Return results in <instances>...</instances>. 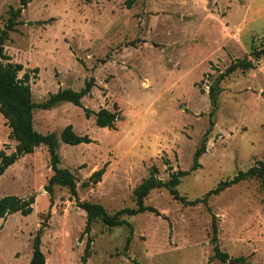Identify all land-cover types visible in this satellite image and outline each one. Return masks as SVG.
<instances>
[{"label": "rangeland", "instance_id": "1", "mask_svg": "<svg viewBox=\"0 0 264 264\" xmlns=\"http://www.w3.org/2000/svg\"><path fill=\"white\" fill-rule=\"evenodd\" d=\"M10 6L19 0H0V28ZM16 21L4 49L22 65L18 76L28 74L35 104L94 79L81 107L61 102L33 112L34 128L55 134L58 166L75 176L80 201L100 203L109 214L135 208L133 189L151 168L163 181L189 170L210 126L199 167L180 178L179 195L201 198L264 162V55L251 53L264 47V0H30ZM244 58L254 67L226 73ZM84 108L119 115L113 128L98 127ZM68 124L92 142H62ZM9 133L0 114V150L7 154L15 147ZM49 163L40 145L0 175V197L34 200L30 214L0 218V264H29L33 234L48 211L45 264H232L209 260L211 213L221 250L264 264V185L257 178L210 196L206 205L185 206L166 188L152 189L143 203L157 213L122 216L132 226L125 248V224L108 227L96 218L82 233L85 212L75 197L60 185L47 190ZM105 163L100 181L83 187Z\"/></svg>", "mask_w": 264, "mask_h": 264}, {"label": "trees", "instance_id": "2", "mask_svg": "<svg viewBox=\"0 0 264 264\" xmlns=\"http://www.w3.org/2000/svg\"><path fill=\"white\" fill-rule=\"evenodd\" d=\"M30 0H19V6L17 8L9 7L7 14L8 18L3 28H0V114L5 119L6 125L10 129L9 138L15 141L14 150L7 154L4 150H0V175L5 170L15 163L21 156L32 153L38 146L45 145L49 153V166L52 171L47 180V190L50 191L54 185H60L66 187L70 195L75 197V204L85 212V225L82 233H88L93 220L99 218L100 221L108 227H114L119 225H127L130 234L126 238L125 248L128 247L131 241V224L126 221L122 216L135 215L146 211L155 212L151 206H147L143 203L144 198L148 193L155 188H166L169 194L185 206H193L197 203H203L206 205L207 199L212 195H217L224 189L248 178H257L262 185H264V162H258L257 165L249 167L246 171H239L230 179L221 180L217 185L208 190L203 197L195 198L192 200L186 199L184 196L179 195L176 186L180 182V178L188 175L190 171L199 167L198 158L205 152V144L207 140V134L211 129V126L207 129L206 133L202 136L199 146L195 149L193 154V162L189 170H177L169 175L166 181L159 179L156 176L157 169L152 167L149 175L144 178L133 189V196L135 199V208L124 207L118 211L109 214L105 208L96 202L80 201L76 196V183L75 176L67 169L58 166L59 155L57 153L58 141L54 133L42 134L37 131L33 126V112L35 108L50 109L61 102H70L75 106L81 107V98L90 94L91 88L94 85L93 77H89L84 81L83 86L79 90H73L71 88H60L55 93L48 96V98L40 103L35 104L32 100V94L30 85L28 83L29 77L27 73H24L21 77L18 76V72L22 69L20 63H14L9 61V56L5 53L4 42L8 38V33L15 29L16 18L20 15L23 8L26 7ZM255 59H259L264 55V47L253 50L251 52ZM2 60H7L2 62ZM254 64L250 59L244 58L242 60L235 61L230 67L226 69V73H230L237 68L242 70L253 68ZM37 71V68L34 69ZM84 115L86 118L90 114L94 115L95 125L98 127L113 128L114 122L117 119L119 113L116 111H110L106 108H100L97 111H91L84 108ZM211 125V124H210ZM60 140L69 145H76L80 143H90L92 139L87 134H77L73 131L71 125H66L60 131ZM106 163L99 169L94 170L87 180L83 181L81 185L83 187L93 186L98 183L101 176L104 174ZM34 200L32 197L24 198L17 195H4L0 197V218H4L8 214L19 212L21 215H28L32 212V204ZM50 205H52V199L50 198ZM207 210L210 212L209 208ZM50 217V211L46 214V219L39 223L38 228L32 237V252L29 259V264H45V256L41 250V236L45 228L48 226L47 218ZM211 235L209 237V243L211 244V255L209 260L216 259L221 263L226 261L232 264H252L244 256L232 257L227 252L221 250L218 243V228L216 223V217L211 213ZM89 255V242L85 244L82 261L85 263L86 258Z\"/></svg>", "mask_w": 264, "mask_h": 264}]
</instances>
